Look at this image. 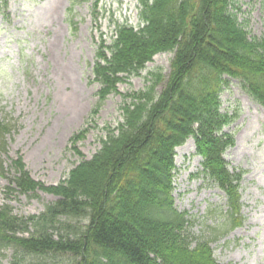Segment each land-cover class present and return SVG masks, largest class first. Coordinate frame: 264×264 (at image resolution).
I'll use <instances>...</instances> for the list:
<instances>
[{
  "label": "trees",
  "instance_id": "1",
  "mask_svg": "<svg viewBox=\"0 0 264 264\" xmlns=\"http://www.w3.org/2000/svg\"><path fill=\"white\" fill-rule=\"evenodd\" d=\"M138 19L136 29L118 26L110 44L97 45L92 115L158 54L172 53L167 78L150 73L144 90L122 94L121 121L105 129L100 148L65 179L44 186L20 157L6 164L11 129L0 122V177L8 184L0 203V260L9 250L8 264H219L211 244L243 225L244 172L230 171L224 160L234 145L224 130L236 114L221 111L220 95L236 80L264 108V38L248 35L234 0H139ZM83 131L69 151L78 154ZM188 139L200 176L224 194L215 222L197 237L189 231L192 217L177 211L172 198L174 150ZM38 190L54 201L36 216L14 214L7 194L34 198Z\"/></svg>",
  "mask_w": 264,
  "mask_h": 264
},
{
  "label": "rangeland",
  "instance_id": "2",
  "mask_svg": "<svg viewBox=\"0 0 264 264\" xmlns=\"http://www.w3.org/2000/svg\"><path fill=\"white\" fill-rule=\"evenodd\" d=\"M234 7L248 35L264 38V0H234ZM138 13L139 0H0V122L11 129L2 158L6 164L20 157L34 181L58 184L100 148L105 129L121 121L122 94L144 90L150 73L166 80L172 53L154 56L138 76L123 80L118 93L92 115L98 85L91 67L97 45L110 44L118 26L136 29ZM220 102L222 112L236 114L224 130L234 140L224 160L230 171L244 172L239 188L244 223L211 244L213 257L219 264H264V108L236 80L229 81ZM81 130L78 154L73 153L70 140ZM174 165L173 206L192 217L190 233L203 236L224 195L200 176L192 139L175 149ZM7 186L0 177V203ZM7 196L14 214L23 217L39 215L54 201L41 190L34 198ZM10 255L3 251L0 264H8Z\"/></svg>",
  "mask_w": 264,
  "mask_h": 264
}]
</instances>
